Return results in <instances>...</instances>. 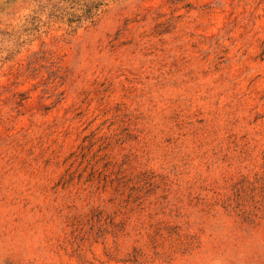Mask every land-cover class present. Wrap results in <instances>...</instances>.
Returning <instances> with one entry per match:
<instances>
[{
	"label": "rangeland",
	"instance_id": "1",
	"mask_svg": "<svg viewBox=\"0 0 264 264\" xmlns=\"http://www.w3.org/2000/svg\"><path fill=\"white\" fill-rule=\"evenodd\" d=\"M0 264H264V0H0Z\"/></svg>",
	"mask_w": 264,
	"mask_h": 264
}]
</instances>
